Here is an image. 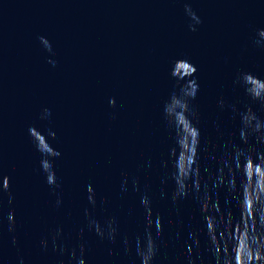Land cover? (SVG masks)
<instances>
[{
    "label": "water",
    "instance_id": "obj_1",
    "mask_svg": "<svg viewBox=\"0 0 264 264\" xmlns=\"http://www.w3.org/2000/svg\"><path fill=\"white\" fill-rule=\"evenodd\" d=\"M0 264H264V0H0Z\"/></svg>",
    "mask_w": 264,
    "mask_h": 264
}]
</instances>
